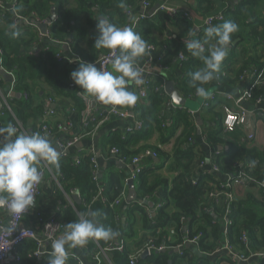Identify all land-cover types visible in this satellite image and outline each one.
<instances>
[{"label":"trees","instance_id":"obj_1","mask_svg":"<svg viewBox=\"0 0 264 264\" xmlns=\"http://www.w3.org/2000/svg\"><path fill=\"white\" fill-rule=\"evenodd\" d=\"M2 1L8 9L0 7V68L13 77V82L9 84L0 77V91L5 87L11 90L3 112L14 116L12 118L14 126H19L24 131L35 132L49 109L48 101L55 102L54 97L59 96L75 97L71 89L65 88L66 84L74 83L70 78L72 64L64 59L59 61L53 49L39 54L34 53L33 49L38 43V38L32 31L34 27H26L20 37L13 39L7 34L8 24L17 21L16 17L45 21L53 7H57V17L51 23L50 38L61 43L74 35L76 43L85 46L83 52H80L81 62L93 61L98 60L109 50L94 47L98 32L91 34L88 29L80 27L78 24L80 16L88 17L91 22L90 28L96 29L97 21L94 19L96 14L108 19L117 27H125L134 0H76L78 5L76 11L66 8L70 0ZM147 1L154 6L159 0ZM188 1L193 2L192 8L195 13L206 15L213 11L218 12L216 9L219 1L228 3L231 0ZM13 7L20 9L15 16L11 11ZM93 8L96 10L93 11ZM222 12L224 20L215 22L213 27L231 20L238 25V31L233 34L229 55L222 62L220 71L216 73L219 78L215 81L231 89L238 85L245 74L251 71L259 73L264 71L263 57L257 55L241 64L236 56L237 48L247 40L255 50L258 47L264 49V0H238L232 8L226 6ZM137 25L133 29L148 42L149 46L156 50L161 48L163 54L160 56V63L164 68L176 62L180 55L184 56V61L178 60L183 75L176 80V88L184 99L198 96L196 89L189 84V74L203 65L187 51L185 40H203L206 28L196 30L192 17L187 19L179 13L176 18H171L164 12L156 14V21L145 19L139 21ZM189 30L194 31L195 35L190 36ZM154 32L161 38H153ZM254 83L252 79L243 88V91L249 88L250 97L247 105L250 106L257 104L258 100L264 101V82L251 90ZM164 84L162 78H151L147 97L143 99L144 101L136 103L138 121L143 123V130L140 133L127 134L126 138L114 136L115 140L111 142L109 150L117 149L119 156L126 161L145 151L154 152L158 159L164 160L162 166L156 165L155 169L167 167L166 169L175 175L173 184L170 185L163 176L148 177L149 172L145 168L142 169L138 176V193L143 199L142 203L134 202L121 212L113 204L121 200L122 194L125 193L124 175L112 171L102 179L95 178V169L91 163L93 155L90 152L78 157L79 164L73 163L69 158L60 159L59 168L50 165L52 175L60 181L63 191L60 194L63 204L57 217L68 224L77 220L80 213L94 211L99 213L98 219L105 228L112 227L119 231L120 235L113 241H91L83 247L94 264H130L131 255L137 256L150 240H154L158 246L164 245L171 249L183 246V249L180 252L175 249L161 253L153 252L144 259H139L137 264H242L227 254H216L226 239L235 252L247 256L258 253L264 255V189L258 187L256 183L248 182L245 184L246 193L243 199L234 195L233 201H225V192L229 191L225 183L228 177L236 178L240 171H244L248 177L264 181V148H258L253 141L243 142L246 136L242 130L234 134L226 133L222 123V111L216 109V105L211 106L208 110L214 117L212 121L215 122V126L205 127L202 136L206 147L212 151L211 165L216 166L219 172L214 174L206 169L196 174L201 164L208 159L207 148L196 142V122L191 113L182 109L175 110L170 114L171 124L166 123L168 98L162 93ZM46 86L51 91L47 90ZM209 86L210 83L204 85L206 90ZM53 119L55 121H52ZM53 119L49 121L51 129L49 139L56 143L64 136L56 129L63 120L56 121L55 117ZM99 120L97 116L87 121L76 136H82L83 139L91 138L98 130ZM153 130L160 133L163 144L174 140L171 153H162L158 149L147 147L137 150L131 157L125 153V145L129 141L137 143L147 139ZM237 134L244 136L238 139ZM65 136L70 137L69 134ZM219 147H222V150H218ZM101 190L102 194L99 195ZM75 192H78L81 202L72 206L65 196H72L71 194ZM212 192L218 193L215 198L210 197ZM158 193L161 194V203L157 204L160 207L155 208V217H152L146 205L152 200L151 196ZM35 214L36 212H31L24 222L27 224L34 222ZM225 228L226 239L223 233ZM243 237L247 238L248 243L243 242ZM194 238H197V243L187 247V241ZM36 249L34 241H27L18 250L20 262L12 264H48L49 253L34 258L33 252ZM255 262L264 264V257L258 258ZM67 264L80 262L76 257L69 256Z\"/></svg>","mask_w":264,"mask_h":264},{"label":"clouds","instance_id":"obj_2","mask_svg":"<svg viewBox=\"0 0 264 264\" xmlns=\"http://www.w3.org/2000/svg\"><path fill=\"white\" fill-rule=\"evenodd\" d=\"M15 16L20 9L12 8ZM98 36L96 49L110 52L111 71L98 68L95 63L80 62L70 73L75 85L82 93L94 97L105 105L133 106L137 103L136 93L131 86H140L143 77L138 60L149 54L148 42L131 26L117 27L103 16L96 18ZM7 34L20 37V23L8 24ZM238 25L231 20L205 29V37L185 40V48L194 58L202 62V67L190 73V86L196 95L207 98L204 85L216 79V73L229 55L233 34ZM189 35L195 32L189 30ZM207 46V47H206ZM60 153L47 135L39 132L19 131L12 123L0 126V206L9 216H22L34 203L33 190L41 183V164L59 168ZM253 166L255 162H252ZM99 213H80L79 218L64 227L63 234L51 241L48 264H67L70 250L83 248L91 241L109 242L119 235L112 227L105 228L98 219ZM15 228L0 225V231L12 233Z\"/></svg>","mask_w":264,"mask_h":264},{"label":"crops","instance_id":"obj_3","mask_svg":"<svg viewBox=\"0 0 264 264\" xmlns=\"http://www.w3.org/2000/svg\"><path fill=\"white\" fill-rule=\"evenodd\" d=\"M75 1L76 0L68 1L66 8L68 10H71V11L72 10H75V11L78 10V5H77V2H75ZM142 1L143 0H134L133 8H132L131 13L128 15V23L126 24L125 27L133 25V23L141 15L146 13V10L143 7ZM237 1L238 0H236V1L231 0L228 3L219 1V4L217 5L216 11H218V12L223 11V8H225L226 6L232 8L235 5V3H237ZM159 2H160V4H165L168 7L177 9L178 11H180L181 14L183 12H188L194 21V25H195L196 30H199V31L204 30L205 18L208 15L214 13V11H213L212 13H209L206 15L197 14V13H195V11L192 8L193 2L188 1V0H159L158 3ZM53 9H54V20H55L57 17V13H56L57 7H53ZM53 9H52V11H51V13L47 19H49L51 17ZM95 10L96 9L93 8V11H95ZM98 16L99 15L96 14L94 16V19L97 18ZM30 20H35L38 24H41V25L46 24L47 22H46V20L40 22V21H37L35 18L23 19V20L18 21L20 23L21 32L26 30V27H28V28L34 27V28H32V31L37 36L38 43L35 45L33 52L36 54H39L41 52L49 51L50 49H53L56 51V56L60 55L64 60H66L70 64H72V66H71L72 71L76 70L79 67V63L81 62L80 52H83V48H85V46L78 45L75 41L74 35H71L65 42H61V43L56 42L50 38L51 24L48 25L46 35H43L41 33V30L37 26L30 24ZM153 21H156V19H154ZM89 23H91V22L89 21V19L86 15L80 16V21L78 23L79 26L82 28L88 29L91 34H95L97 32V30L95 28H90ZM261 30H263V29H261ZM152 37L153 38H159V39L161 38V36L157 32H154ZM236 43H238V42H236ZM162 54H163V52H162L161 48H159V49L157 48V51L153 52L151 54L153 61L150 64L149 71L152 74V77H154V78L158 77L160 79L162 78L164 83H165L162 93L164 95H166V97L168 98V101L166 104V111L168 113L165 114L166 123L168 125L171 124L170 114L175 110L182 109L184 111L191 113L193 115V117H195L196 130H197V120H196L197 116H199L203 122V126L201 127V131H203V129L205 127L215 126L214 125L215 122L212 121V119H214V117L210 113V110H208L210 108V106L209 107L203 106L204 103L209 101L208 97L211 94H213L214 96H217L218 103L233 106L234 102H227L226 98H225V94L231 95L233 97V99L236 102H238V100L242 97L243 88L245 87L244 85H247L249 83V81L252 80V78H250V79L247 78V79H243V80L240 79L237 86H235L231 89H227L226 87L219 85L217 83V81H215L216 79H218L216 77V79H214L212 82H210V86L208 89L209 91L207 90L208 96L203 101V103L201 104L200 110L198 112H192L189 109H185V107H176L174 105L171 97L166 93L165 87L169 82H173L175 89L178 91V89L176 88L175 82L177 79L182 78L183 74H182V70L180 67V62H179L180 60L179 59H178L179 61L176 60V62H172L168 67L164 68L162 63L159 62V58ZM257 55H258V57L264 58V49L261 47L260 48L258 47L257 50H255L253 48V46L250 44L249 40H247L241 46H239L237 48V51H236L237 60H239L241 62V64L246 63L247 60L251 57H254V56L257 57ZM96 61H97V59H94L93 61L89 60V61H87V63H95L96 64ZM249 63H247V64H249ZM137 64L139 66H142V67H144V65H145V63L142 61V59H139ZM111 70L112 69L110 67V71ZM253 73H254V71H251L247 75L250 76ZM6 75H7V73H6ZM8 75H10V74H8ZM10 76L12 77V75H10ZM0 77H2V76H0ZM2 78L4 79V81L6 83H8V84L10 83V82H7V80L4 77H2ZM71 81H72V79H71ZM65 88L68 90L71 89L72 92H74L75 97L74 98H71V97L65 98L62 96L54 97L55 102H52V101L49 102L48 101V104L50 103L51 108L49 105L48 106H49V109H52V106H54V108L52 110L56 111V115H57V116H55L56 121L61 119V120L66 121L67 123L70 124L71 131H70L69 135L70 136H76V135H79L80 130L82 129L83 125L87 121L96 118L97 115L101 111H105L110 105H105L102 102L97 101L94 97L87 96V95L83 94L80 87H78L77 89L71 88L70 84L68 83L65 85ZM46 89L51 91V89L47 86H46ZM130 90H132L136 93V95L138 97L137 101L139 103L144 101L143 99L140 98L139 90L137 89V87L135 85L131 86ZM10 93H11V90H9L7 87H5L3 89V91H0V126H6L8 123H12L13 117H11L8 113L3 112V107L6 106V104L8 103L7 102V96H9ZM198 98H199V96H196V97L193 96L192 99H185V100L196 102ZM120 107H121V109L126 110L131 114V117L128 120L123 121V120H118V119H112L111 121L104 124L103 126L98 127V130L91 136V138L83 139L80 143H78L77 145H75L73 148H71L68 151V158L71 159L72 162L74 163L80 155L85 154L86 152L94 153L96 156V159H97L98 171L100 174L99 178L100 179H102L106 175H109V173H111L112 171H118L119 173L124 175V177L126 178V190H125V193L122 194L121 204H120V206H118V209L121 212H123L127 208V206L130 205V204H128V200L131 196V191H134L136 196H137L135 202L142 203L143 199L140 196V194L138 193L139 180L134 181V186L132 188L128 184V180L131 177V175L133 173V168H134V166H132L130 164L131 160H127L128 162L126 161V163H122L120 158H119L120 156L108 155L109 148L111 146V142H113L115 140L114 136L119 135L122 138H126L128 136L127 135V129L134 126L135 122L138 121V119H139V112L137 111V108H134L133 106H119V108ZM243 107L245 109H248V110H251L254 112L264 111V102H261L259 104L257 103L255 105H251V106L250 105H244ZM216 109H217V107H216ZM218 110H219V108H218ZM220 111H221V109H220ZM223 116H224V114H223ZM53 118H51V120ZM52 121H55V120L53 119ZM241 130L245 132V135L249 134V133H253L255 135V139L253 140V143L258 148H264V121L263 120H259V119L254 120V118H251V120H248L245 127L242 128ZM21 131H24V130L21 129ZM237 136L239 139L242 136H244V134L243 135L237 134ZM196 137H197V132H196ZM203 141H204V139H203ZM129 142H128V144L125 145L124 151L130 157L133 156L137 152V150L145 148V147L151 148V149H158L162 153H171L173 150V144H174V140H173V142H172V140H170V143H168V144H163L161 142V135L157 130H153L150 137L147 139H142L141 141H139L137 143L132 142V141H131V143H129ZM54 145L56 146L57 151L60 153V150L58 149L56 143H54ZM206 150L208 153V157L210 159L211 155H212L211 151L208 148ZM60 159L66 160L67 158L66 159L60 158ZM163 162H164V160L161 158L158 159V158L147 157L143 160L142 166H143V168H145V170L147 172H149L147 175L148 177H152L153 175L163 176L166 180L169 181L170 185H172L174 182V178H175L174 173L169 172L166 169L167 167H164L162 169H155L156 165H158L160 167V166H162ZM121 165L123 167H121ZM209 167L210 166H207V168H209ZM207 168H202V169L200 168L196 172V174L202 173ZM59 190L60 189L57 186L56 182L54 181L53 176H50V174H48L43 181L42 193H41V196L39 197V200H38V208L42 210V212L44 213L45 216H53V215L60 214L61 206L63 204V202L60 198V196H61L60 194L63 191H61V190L59 191ZM245 193H246L245 192V186H244V188H241V187L237 188L234 191V195H237V198L240 197L241 199H243ZM65 197H66V200L68 201V203L70 205L73 206L75 204L74 200L72 198H70V196H65ZM160 198H161L160 193L153 195V196H151L152 200H150V202L147 203V205H146L147 206L146 209L152 217L153 216L155 217V208L160 207V205H157L159 202L161 203ZM7 218H8V214L5 211H0V222H2V219L6 220ZM3 223L5 224V221ZM45 250L47 253H50L51 248L46 246ZM69 256L76 257L79 260L80 264H94L93 261L90 259V257L86 255L84 249H81V250L72 249V250H70Z\"/></svg>","mask_w":264,"mask_h":264},{"label":"built area","instance_id":"obj_4","mask_svg":"<svg viewBox=\"0 0 264 264\" xmlns=\"http://www.w3.org/2000/svg\"><path fill=\"white\" fill-rule=\"evenodd\" d=\"M143 7L146 10V13L141 15L132 25V28H136L138 25V22L141 20H154L156 19V14L158 12H164L168 14L171 18H176L180 11H178L175 8H171L166 6L165 4H160V2L156 3L154 6L150 3V1L143 0L142 1ZM0 7L7 8L6 4L0 0ZM183 17L187 19H191V15L188 12H183ZM17 21L23 20L20 19V17H16ZM224 20V15L223 12H216L208 15L205 18L204 22V28H209L213 27L215 22H222ZM157 50L153 46H149V54L146 55L142 61L145 63L144 67L137 66L140 68L142 77H143V83L140 86H136L137 89L139 90V95L141 99H145L147 97V89L150 86V80L152 78V74L149 71L150 64L152 63V53L156 52ZM59 61H62L63 58L60 55L56 56ZM180 61H184L185 58L183 55H180L178 58ZM159 62H161L159 58ZM96 66L99 68H103L104 70L110 71V52L108 51L107 53L101 55L98 60L96 61ZM264 71L261 73L259 72H254L250 76L245 74L241 79H247V78H252L255 83L254 85L250 88L253 90L254 87H258L259 85L263 84L264 82ZM219 78V75L216 76ZM71 88H77L78 85H75L72 83L70 85ZM249 88L245 89L242 93V97L236 102L231 95L225 94V98L227 102H234L233 106L227 105V104H220L217 101V96H214L211 94L208 97V102L204 103L203 106L205 107H211L215 106L219 110L221 109L222 113L224 114L222 123H223V128L226 133L228 134H234L237 131L241 130L242 128L245 127L247 124L248 120H251V118H254V120L259 119L264 121V111H258L254 112L248 109H245L243 106L248 104V100L250 97L249 94ZM213 95V96H212ZM51 102V101H49ZM264 102L263 100H258V104ZM7 106V104H6ZM134 108H137V105H133ZM56 116V111L52 109H48L47 112L45 113V116L38 127V129L35 132H39L41 135H47L48 138L51 136V129L49 125V121L51 118ZM99 117V122H98V127L103 126L104 124L108 123L112 119H118V120H128L131 117V114L126 111L122 110L119 108V106H114L110 105L105 111H101L98 115ZM14 117V116H13ZM15 119V118H14ZM17 122V120L15 119ZM17 127V126H15ZM143 123L140 121H136L134 126L130 127L127 129V134H134L137 132H141L143 130ZM19 131H21V127H17ZM56 129L59 133L64 134V136L56 141V145L58 149L60 150V158H68V151L73 148L75 145L80 143L83 140L82 136H70L66 137L65 135H68L71 131L70 129V124L67 123L66 121L60 122L57 126ZM245 140L243 139V142L248 141L252 142L255 139V135L253 133H249L245 135ZM204 139V138H203ZM205 143V142H204ZM110 155L114 156H119V152L117 149H112L109 150ZM93 155V158L91 159V163L95 169V178H99V171H98V164H97V159L94 153H91ZM212 154V151H211ZM151 157V158H157V155L154 152L151 151H145L142 154H140L137 157H134L130 164L134 166L133 168V173L129 180L131 181H137L138 176L141 173L143 166L142 162L145 158ZM122 163H126L125 158L119 157ZM211 158L207 159L206 162L202 163L200 168H207V166H210L209 169L211 173L218 174L219 169L216 166L211 165ZM77 164H79L80 160L79 158L75 161ZM199 168V169H200ZM40 172L42 176V181L38 185L35 186L33 190V196H34V203L32 205V208L28 209L22 216H9L6 220L2 219V222H0V225L3 226H8L10 225L11 227L15 228V230L12 233H7L4 231H0V264H12L13 262H20V256L18 255V250L20 247H22L27 241H34L37 249L33 252V257L34 258H40L42 256H46L48 253L46 252L45 248L46 246L51 248V241L53 239L58 238L60 235L63 234L64 227L67 225L66 222L63 221L62 218L57 217V215L53 216H45L44 213L39 210L38 208V200L39 197L41 196V190H42V185L43 181L46 178L48 174L50 176L52 175L50 165L49 164H41L40 166ZM54 181L56 182L57 186L59 187L60 190H62L60 181L57 180V178L53 177ZM128 180V181H129ZM248 182H253L256 183V185L262 189H264V181H257L253 178H250L247 176V174L244 171H240L237 175L236 178L231 179V177L227 178L226 188L229 189V191L225 192V198L226 202H231L234 200V191L237 188H243L246 183ZM74 194V193H73ZM71 194V195H73ZM102 194V190L100 191L99 195ZM218 194V193H217ZM215 192H212L210 194L211 198H215L217 196ZM79 197V196H78ZM71 198V196H70ZM121 200L116 201L113 205L115 207L120 206ZM0 211H5L2 206H0ZM6 212V211H5ZM31 212H36L35 214V221L32 222L31 224H27L24 222V219L31 213ZM7 213V212H6ZM5 221V224L3 223ZM224 233V238L226 239L227 236V229L225 228L223 230ZM243 242L248 243V240L246 237H243ZM197 243V238H194L191 241H187V246L190 244H196ZM109 248H112L109 246ZM83 248H76L75 250H81ZM171 248H167L164 245H156L154 240H150L147 244L144 250H142L137 256L131 255L129 258V263L130 264H137V261L141 259L142 255L144 253H148L151 255L153 252H167ZM176 250L177 252L182 251L183 246H177L176 248H172L171 250ZM216 254H227L231 256L234 260L238 261L239 263L242 264H258L255 262L258 258L264 257L261 253L258 254H251L249 256L245 254H240L238 252H235L232 250V248L229 246L227 239L226 241L222 244L221 248L217 250Z\"/></svg>","mask_w":264,"mask_h":264},{"label":"water","instance_id":"obj_5","mask_svg":"<svg viewBox=\"0 0 264 264\" xmlns=\"http://www.w3.org/2000/svg\"><path fill=\"white\" fill-rule=\"evenodd\" d=\"M53 20H54V9H53V12L51 14V17L46 20V22H47L46 24H43V25L38 24L35 20H30V24L37 26L41 30V33L43 35H46L47 29H48V25H50ZM0 76L4 77L7 80V82L11 83L13 81V78L10 75H8V74L6 75V73L1 68H0ZM165 91L171 97V99L173 100V103H174V105L176 107H185V109H189L192 112H198L200 110V108H201V104L206 99L204 97H199L196 102H193V101L188 102V101H186L184 98H182L180 96L179 92L175 89V86H174L173 82H169L166 85ZM189 103L198 105V109H194V108L190 107ZM48 105L50 106V103ZM49 106H48V108H49ZM50 108H51V106H50ZM53 108H54V106H52V109ZM196 120H197L196 142L200 143L201 146L206 147V144L203 141L202 131H201V127L203 126L202 119L199 116H197ZM218 150H222V147H219ZM121 167H123V166L121 165ZM99 177H100V174H99ZM128 184L130 185L131 188L134 186V182L131 181V180L128 181ZM71 198L74 200L75 204H80L81 201H80V198L78 197V192H75L71 196ZM136 198H137V196H136L135 192L131 191V196H130V198L128 200V204H131V203L135 202ZM123 222H125V221L123 220ZM147 256H149V254L146 252V253H144L142 255L141 259H144Z\"/></svg>","mask_w":264,"mask_h":264},{"label":"rangeland","instance_id":"obj_6","mask_svg":"<svg viewBox=\"0 0 264 264\" xmlns=\"http://www.w3.org/2000/svg\"><path fill=\"white\" fill-rule=\"evenodd\" d=\"M188 102H191V101H188ZM189 106L194 108V109H198V105H196V104L189 103Z\"/></svg>","mask_w":264,"mask_h":264}]
</instances>
